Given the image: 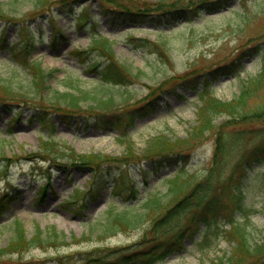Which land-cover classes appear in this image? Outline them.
<instances>
[{"label": "rangeland", "instance_id": "374dc122", "mask_svg": "<svg viewBox=\"0 0 264 264\" xmlns=\"http://www.w3.org/2000/svg\"><path fill=\"white\" fill-rule=\"evenodd\" d=\"M118 1L131 4L130 10L145 12L156 8L168 10L172 6H188L190 3L197 5L202 0ZM33 2L0 0V9L8 17L22 19L31 26L36 41L31 57L39 61L46 71L51 70L45 87L39 91L40 99L33 98L28 88L27 73L20 66L15 67L9 49L0 47V79L5 84H11L12 90L26 95L14 94L10 89L0 92V99H7L4 105L0 104V247L5 246L12 237V222L15 219L22 221L27 235L34 233L38 227L43 230L54 228L58 238L45 247H25L12 255H0V264H86L90 257L95 260L121 258L146 248L156 240H161L162 245L166 244L167 238L177 227V218L183 217L184 222L179 225L183 227L188 223L189 212L194 216L197 214L194 208L181 210L156 230H152L151 223L146 221L114 235L102 232L101 224L107 217V210L119 202L110 191L113 173L128 165L133 167L129 174L138 177L134 166L138 164L137 159L100 165L101 168L104 166L100 170L101 178L92 184V194L83 196L85 206L78 211L72 193L74 189L86 188L83 182L89 179L91 171L72 160L62 161L63 164L40 160L39 154L46 156L40 151L44 147L43 141L51 137L49 145L58 143L68 146L76 154L107 153L118 156L124 150L126 138L134 142L132 150L139 155L144 145L157 135L166 134L172 139L187 137L195 124V112L199 105L195 89L197 83V88H200L202 79L211 76L214 94L223 100H230L239 93L248 77L260 71L262 58L258 50H264V0H228L217 13L204 9L196 15L188 12L189 15L185 16L190 21L172 19L171 23L159 27L151 21L143 23L122 18L108 23V16L99 12L96 0L90 1L83 11L86 18L79 27L73 21L72 13L76 14L81 9V3L76 5L71 0L57 3L59 8L52 9L53 20L62 34L54 40H49L53 23L47 21V14L45 18L33 15L39 13L38 10H31ZM17 25L0 20V33H4L8 44L18 39ZM98 34L109 39L117 60L128 65L132 74L129 84L108 85L100 92L102 98L112 96L116 104L106 115L121 114L124 121L125 114H129L135 105L145 102L146 109L150 108L137 111L133 124L122 130L126 136L120 135L114 125L100 123L99 126L93 122L97 113L101 112L89 107L91 100L80 105L82 110L76 116L68 108L62 109L68 115L57 113V107L48 103L52 102L51 98L57 92H77L79 87L94 95L100 88L96 76L90 71H83L85 64L72 59L71 55L74 48L87 50ZM131 37L149 39L158 45L150 51L135 50L130 42ZM94 52L98 53L99 50ZM229 62L235 69L232 75L222 73L214 78L215 72L207 74L205 71L208 67ZM70 80L72 85L67 83ZM249 102L251 106L264 103V82L256 98ZM127 104L132 105L125 106ZM43 107H48L44 108L47 114L44 113L40 119L37 114L43 111ZM84 119L89 121L85 126ZM248 128L250 132L239 144L246 150L258 144L264 136V123L254 122ZM212 146V135L198 140L194 146L196 158L208 165ZM47 150L54 154L57 148L51 146ZM8 162L11 165L6 171V167L1 166ZM234 166L235 159L229 160L222 177L228 179L234 174L232 180L236 178L243 183L251 213V243L257 242L253 246L257 248L264 239V175L257 165L245 175L239 169L235 170ZM141 168H150V165L143 162ZM170 170L171 166H166L157 169L158 174H150L151 184L163 190L160 178ZM43 184H46V190L39 199ZM215 186L222 188L224 184L217 183ZM195 222L187 228L180 242L173 243L174 251L158 264H211L217 258L225 259L230 255L235 244L231 237H219L216 244L200 249L197 242L202 224L198 219ZM90 254L92 256L87 257ZM262 262L264 248L252 257L246 256L241 264Z\"/></svg>", "mask_w": 264, "mask_h": 264}, {"label": "trees", "instance_id": "16d2710c", "mask_svg": "<svg viewBox=\"0 0 264 264\" xmlns=\"http://www.w3.org/2000/svg\"><path fill=\"white\" fill-rule=\"evenodd\" d=\"M71 0H56L55 3H64ZM75 1V0H73ZM100 2V11L108 14L111 17L121 15L123 18L131 21L145 20L163 21L171 17L185 15L186 11L194 10L196 7H204L206 9L217 10V3L222 0H202L201 4L186 7L179 6L174 9L160 10L154 9V12H138L130 10L131 4L118 0H98ZM45 2L50 4V0H36V6H43ZM51 6V5H50ZM85 7V6H82ZM219 6L218 8H220ZM49 10V7L47 8ZM83 11V9H81ZM85 15L78 14L76 21L82 22ZM24 38V37H23ZM20 39H22L20 37ZM23 40V39H22ZM141 42L137 46L141 49H149L153 42L147 39H140ZM17 46L14 52L15 58L21 57V63L30 73V82L34 87L33 92L38 91L37 88L42 81H45L47 72L41 68L37 62H30L28 52L30 43L22 42V45ZM15 48V47H14ZM99 50V54L90 57L91 51ZM74 55L78 57L86 56L83 60L87 63L88 68L96 71L100 81V88L94 95L89 91L79 89L76 92H57L53 95L52 105L66 106L68 108L81 109L80 105L91 100L89 107L97 108L103 112H109L115 107L113 97L102 98L100 93L109 84L125 85L130 81L131 72L128 66L118 62L113 55L111 45L106 38L100 37L93 40V43L87 51L75 49ZM84 54V55H83ZM264 57V54H263ZM19 60V59H18ZM222 66L216 67L220 69ZM216 68L210 71H216ZM264 79V63L262 70L256 77L249 78L242 84L239 94L231 100H222L213 94L212 83L209 79H205L202 83V88L199 90L200 105L196 112V123L191 128L187 137H176L174 139L166 135H157L151 138L142 148L141 156L150 163V169H139L140 176L138 179L129 178L128 172L118 168L116 173L118 176L114 178L112 190L116 191L121 207L113 208L109 211V215L102 223V232L104 234H114L119 230H126L139 226L146 221H149L153 230L158 229L160 225L170 218L173 213L182 208H195L199 211L198 219L203 222L204 228L200 235V246L207 247L212 244L210 231L214 228L225 237H231L235 241V246L231 251L230 256L225 259L218 258L212 261V264H241L246 256L252 257L260 253L264 248V243L257 248V245L251 243L250 235V213L246 195L241 182L233 183L232 174L228 179L222 177L223 170L229 160L237 158L243 173L253 167V163L264 165V145H256L250 150L240 148L239 144L245 134L249 132L248 125L258 121H264V104H258L256 107L251 106L250 99L255 97ZM4 89H9V86L1 85ZM41 87H44L41 86ZM127 100V99H126ZM147 104L145 103V107ZM255 107V108H254ZM125 122L116 118L108 120L105 115H102L101 121L114 123L116 128L120 130V135L125 133L122 129L126 128L127 122H132V115L129 113L126 116ZM102 121V122H104ZM211 134L214 136V148L211 157V164L206 171L198 172L195 166V157L193 154V144L196 140ZM264 141V138H263ZM125 148L120 154L129 155L132 153L133 142L130 139L124 141ZM48 155L52 152L46 150ZM55 159H65L67 153L66 148L56 150ZM78 163L91 167L93 175L96 173V166L101 162L117 161L120 156H111L106 153H89L76 155L69 151ZM158 157L163 159L160 163H167L173 167L172 175L165 177L163 183L165 190L153 191L150 189V181L147 173H151L156 169ZM194 161V162H193ZM193 162V165L191 163ZM199 163V162H198ZM239 167L234 166V169ZM191 168L193 169L191 171ZM214 182L223 183L222 188L214 189L208 195V191L213 187ZM204 193V194H203ZM194 215L190 220L194 219ZM225 219L228 223L227 228L220 229L221 220ZM183 228L178 225V228L167 238L166 244L162 245L161 240H157L155 244L144 250L127 254L113 263L97 264H155L164 259L172 252V244L179 241L182 237V231L191 225V221ZM216 231V232H217ZM57 234L53 230L42 231L40 228L32 235H27L20 221L14 222L13 236L5 247L0 248V255L16 253L25 247L41 246L48 242L54 241ZM264 264V262H262Z\"/></svg>", "mask_w": 264, "mask_h": 264}]
</instances>
